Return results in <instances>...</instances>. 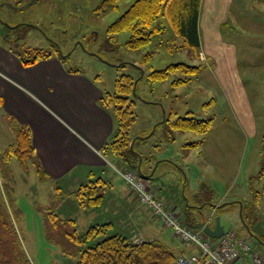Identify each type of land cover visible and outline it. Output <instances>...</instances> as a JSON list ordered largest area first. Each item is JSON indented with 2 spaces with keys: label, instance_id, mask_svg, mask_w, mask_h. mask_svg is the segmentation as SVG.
I'll use <instances>...</instances> for the list:
<instances>
[{
  "label": "rangeland",
  "instance_id": "374dc122",
  "mask_svg": "<svg viewBox=\"0 0 264 264\" xmlns=\"http://www.w3.org/2000/svg\"><path fill=\"white\" fill-rule=\"evenodd\" d=\"M135 1L0 0V39L17 49L30 46L58 48L63 54L72 52L67 58L68 65L98 78L109 91L115 90L116 80L122 74L132 75L134 82L138 79L136 93L132 95L135 101L132 109L137 115L131 127L132 140L136 136H148L164 114L212 118L207 132L175 130L172 140L165 138L158 125L150 137L134 144L135 152L141 150L146 156L151 152L157 154L155 144H163V154L177 167L174 173L180 180L174 186L186 205L189 200L196 203L195 193H202L203 202L198 204L201 206L218 204L219 200L235 201L217 214L221 224L232 235L245 237L252 252L264 256V241L260 239V236L264 239V176H258L264 165V0H244L247 8L242 14L235 9L229 21L217 25L215 38L218 39L211 45L214 55L205 53L207 59L199 53L203 48L184 42L185 36L176 31L166 16L147 28L153 30L152 40L144 47L127 46L132 36L129 29L110 35L107 31L110 24ZM176 62L196 65L199 70L196 73L177 70L163 81L148 79L151 70ZM177 79L185 83L174 85ZM10 137L7 131L6 138ZM189 142L198 144L189 149L185 145ZM4 144L0 136V148ZM2 161L0 154V185L8 176L12 178V220L25 257L31 264H71L75 257L48 239L44 217L51 210L65 216L69 203L76 202V192H56L57 183L44 179L31 161L27 167L18 158L5 166ZM134 163L139 165L138 161ZM128 165L118 156L108 166L107 173L123 184L115 168L126 170ZM165 180L169 181L170 177L166 176ZM102 208L84 210L77 206L79 210H72L67 216L77 214L78 231L83 233ZM170 208L178 211L172 204ZM207 208H198L205 213L204 219L193 212L189 217V207L179 209V213L186 225L202 231L204 225H214L217 216L210 220ZM243 211L247 220L253 219L249 226L244 225ZM134 221L145 229L140 219ZM154 225L151 223V230L157 231V227L163 241L178 253L184 241L172 228Z\"/></svg>",
  "mask_w": 264,
  "mask_h": 264
},
{
  "label": "crops",
  "instance_id": "0c3cea01",
  "mask_svg": "<svg viewBox=\"0 0 264 264\" xmlns=\"http://www.w3.org/2000/svg\"><path fill=\"white\" fill-rule=\"evenodd\" d=\"M246 8L244 0H201L198 33L199 47L204 50L199 53L204 59H207L205 53L214 55L211 45L218 39L215 38L217 25L229 21L233 10L236 9L240 15ZM67 58L62 57L58 52L35 64L25 65L13 46L5 39H0V136L5 142L0 148V154L16 142L12 140L14 137L16 140L13 125H28L36 156L48 176L47 180L57 183L55 191L58 193L76 192L77 203L70 202L71 205L66 210L65 216L61 215V217L73 218L79 226L77 214L70 217L67 213H71L72 210L78 211L77 206L84 210L103 207L102 211H97L100 214L89 222L90 226L111 223L113 233L129 237L141 236L145 239L158 238L163 241L161 232L155 225L167 227L162 226L150 210L144 206L145 211L142 210L136 194L122 176L123 172L131 169L130 166L128 165L126 170H121L117 166L115 168L123 184L115 181L114 176L107 173L112 161L121 156L111 147L118 125L113 108L102 102L105 93H112L115 90L105 89L98 78L68 65ZM177 117L173 114V120ZM1 130L4 133L2 135ZM7 131L11 134L10 138H6ZM185 145L187 146V143ZM155 147L158 153L151 152L147 156L138 150L143 158L141 170L144 169L147 184L169 208L172 204L179 212V209L186 210V207H189L195 216H201L200 209L196 212V209L192 207L201 205L190 200L186 205L177 194L174 185L179 183L180 177L174 173L176 172L174 168H177L175 164L163 154V144L156 143ZM189 147L193 149L191 148L193 146ZM124 162L127 164L125 159ZM166 176L170 177L169 181H164ZM90 180H97L100 183L99 191L102 194V201L97 206H83L77 196V190L81 185ZM197 194L195 193L193 198ZM222 201L219 200L217 203L222 204ZM208 207L209 212L206 214L211 217V220L217 215V208L211 205ZM135 218L143 222L145 229L134 221ZM210 220L207 223L211 224ZM151 223L155 224L157 231L151 230ZM209 226L214 227L215 224ZM225 232L232 234L226 229ZM183 243L177 255L200 252L197 245L191 242L189 245L187 242ZM73 262L71 261V264ZM236 264H253V261L248 255H244Z\"/></svg>",
  "mask_w": 264,
  "mask_h": 264
},
{
  "label": "trees",
  "instance_id": "16d2710c",
  "mask_svg": "<svg viewBox=\"0 0 264 264\" xmlns=\"http://www.w3.org/2000/svg\"><path fill=\"white\" fill-rule=\"evenodd\" d=\"M200 4L201 0H136L116 21L110 24L107 31L111 35V33L117 34L129 29L132 36L127 42V46L141 48L152 40L151 33H153V30L147 31V28L156 19L166 16L175 26L176 31L185 36L187 44L198 47L200 45L198 33ZM52 46L57 47L55 44ZM13 48L18 52L25 65L35 64L39 60L50 58L54 53L59 52L58 48L49 50L30 46L22 49ZM177 70L196 73L199 67L185 62H176L164 68L151 70L147 77L153 82L163 81L168 78L169 73ZM183 83H185L183 79L174 81V85ZM134 87L133 76L122 74L116 80L115 91L105 93L102 102L112 106L118 123L116 135L111 144L113 151L120 154L133 170H137L138 165L134 163V160L139 163L141 154L135 152V145L134 150L131 149L132 138L130 134V128L137 119L136 113L131 108L134 104L132 99ZM212 121V118L203 119L195 116H178L173 120V114H170L159 126L162 127L165 138L172 140L175 138V130L205 133L211 128ZM13 126L16 132V142L11 144L2 154L3 166L8 164L12 158H18L24 167H27L28 162L31 161L38 167L39 174L47 179L48 176L36 156L29 126L17 124ZM146 138L148 137H136L135 143ZM197 144V142H190L187 143V146H196ZM258 176H264V165ZM1 182L0 264H31L29 259L25 257L17 226L12 220V200L10 198L13 191L12 178L8 176L6 181ZM99 187L100 183L97 180H90L82 184L77 190L81 205H99L102 201ZM201 196L202 193L197 194L194 198L196 204L203 202ZM234 202H227L217 208V214H220L228 205L234 204ZM210 205L204 203V207ZM192 207L196 210L199 208V206ZM190 213H192L191 209L188 213L189 217ZM45 214L44 224L48 239L58 243L65 252L73 255L75 257L73 264H175L179 256L174 249L158 238L145 239L141 236L129 237L120 233H113L111 232V223L94 224L83 233H80L75 219L63 218L56 210L48 211ZM243 218L245 226H249L253 221V219L247 220L244 211ZM188 226L192 227L191 225ZM260 239L264 241L261 236Z\"/></svg>",
  "mask_w": 264,
  "mask_h": 264
},
{
  "label": "built area",
  "instance_id": "2783aa9c",
  "mask_svg": "<svg viewBox=\"0 0 264 264\" xmlns=\"http://www.w3.org/2000/svg\"><path fill=\"white\" fill-rule=\"evenodd\" d=\"M122 176L136 194L140 205L150 210L162 226L172 228L174 234L182 241L191 242L200 248L199 253L179 255L175 264H236L244 255H248L253 264H264V256L252 252L251 243L246 238L230 233H225L217 239L210 238L204 230L196 231L186 225L181 219V214L158 198L136 170H127Z\"/></svg>",
  "mask_w": 264,
  "mask_h": 264
},
{
  "label": "water",
  "instance_id": "95a60500",
  "mask_svg": "<svg viewBox=\"0 0 264 264\" xmlns=\"http://www.w3.org/2000/svg\"><path fill=\"white\" fill-rule=\"evenodd\" d=\"M72 54V52H68L67 54H63L62 52H60V55L62 57H69L70 55ZM94 55L98 56V57H101L98 53H93ZM102 58V57H101ZM114 65H117V64H114ZM138 82V79L135 80L134 84L136 85ZM133 93L135 94V88L133 90ZM166 120V115L164 114V117L162 119L161 122L157 123L153 129V131L148 135V136H142L140 138H144V137H150V135H152L157 126L160 125L161 123H163L164 121ZM135 144V139L132 140V143H131V149L133 150V146ZM139 165L137 167L139 173L146 177V175L142 172L141 170V162L143 160L142 156L140 155L139 156ZM225 203H222V204H211L212 207L214 208H220L221 206H223ZM204 204L202 206H199L200 207H203ZM242 206V204H241ZM200 213H201V216L202 218L204 219L206 217L205 213H203V211L200 209ZM204 232L210 237V238H213V239H217V238H220L221 236H223L226 232H225V227L221 224V221H220V215H217L216 218H215V226L214 227H211L209 225H205L204 226ZM254 236L259 240V237L257 235L254 234Z\"/></svg>",
  "mask_w": 264,
  "mask_h": 264
}]
</instances>
